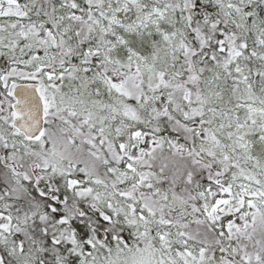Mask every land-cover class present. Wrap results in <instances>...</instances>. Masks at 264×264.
<instances>
[{
	"label": "snow or ice",
	"instance_id": "6c2138e0",
	"mask_svg": "<svg viewBox=\"0 0 264 264\" xmlns=\"http://www.w3.org/2000/svg\"><path fill=\"white\" fill-rule=\"evenodd\" d=\"M0 264H264V0H0Z\"/></svg>",
	"mask_w": 264,
	"mask_h": 264
}]
</instances>
